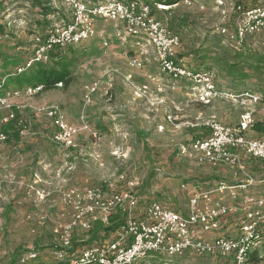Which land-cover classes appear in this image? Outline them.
<instances>
[{"label":"rangeland","instance_id":"374dc122","mask_svg":"<svg viewBox=\"0 0 264 264\" xmlns=\"http://www.w3.org/2000/svg\"><path fill=\"white\" fill-rule=\"evenodd\" d=\"M41 1L42 7L49 8L47 15H43L42 9L32 5L30 0H0V97L10 92L11 111L24 124L23 133L15 143H0V264H12L17 249L20 252L35 250L41 261L52 262L51 246H57L52 230L69 218V210L60 192L83 187L120 190L124 187L116 181L120 173L137 179L134 188L136 214H141L150 201H159L170 209L186 212L188 196L186 192L177 193L178 183L189 182V187L201 190L212 189L216 183L211 179L214 169L178 154L180 145L197 139L189 131L190 124H201L200 128H205L204 123L212 119L217 121L220 113L228 119L234 118L232 108L225 114L221 109L215 114L213 107L202 109L179 91L166 87L157 89L147 74L163 84H167L168 79L158 74L151 47L144 49L148 62L143 70L128 68L127 51L135 48L131 47L130 40L121 42L115 38L117 27L111 22L99 23L108 36L106 49L93 41L53 52L66 58L70 73L67 86L63 84L61 88L25 95V85L13 75L31 57L34 35H42L49 25L61 19L68 21L71 16L64 0ZM142 1L152 3L151 0ZM187 1L189 5L178 0L176 8L158 14L169 19L170 27L181 38L177 56L183 57L190 68L214 70L218 88L248 91L264 99V69L253 71L245 66L235 68L230 65L238 49L214 31L220 21V8L214 0ZM223 1L246 7L264 2ZM229 15L231 32L233 18L230 9ZM242 48L264 57V29L248 37ZM54 61L49 58L43 63L44 68L49 69ZM128 75L131 76L129 80L125 79ZM96 80H100L99 89L91 103L85 104L84 87ZM146 83L150 90V111L147 101H135V98L146 100L147 90L142 89ZM15 92L18 94L14 95ZM157 97H163L168 103L170 115L176 118L171 123L164 120L161 108L155 110L152 107V100ZM53 105L60 108L68 125L80 131L76 138L80 150L56 148L58 144L50 138V131L53 134L56 129L41 110ZM159 125L163 126L162 131L158 130ZM37 173L46 183L38 184V178L34 176ZM250 174L256 181L250 193L264 196V171L256 173L250 167ZM207 178L210 180L202 185ZM36 191L43 196H38ZM99 224L98 219L92 220L90 230ZM89 236L90 231L77 230L73 234V238L80 241ZM101 237L99 234L97 238L102 243L114 239L113 234ZM261 252L264 255V246ZM152 255L155 258L149 257L140 264H179L181 261L157 253ZM205 261L192 260L194 264Z\"/></svg>","mask_w":264,"mask_h":264},{"label":"built area","instance_id":"2783aa9c","mask_svg":"<svg viewBox=\"0 0 264 264\" xmlns=\"http://www.w3.org/2000/svg\"><path fill=\"white\" fill-rule=\"evenodd\" d=\"M183 1L190 4L187 0ZM64 2L71 11L69 20L61 19L45 28L42 35H34L32 55L17 68L15 75L22 74L35 63L47 62L50 52L54 50L62 51L67 47L93 41L106 49L108 36L99 27V23L111 22L117 27L115 37L121 42L130 40L131 47L135 48L127 51L128 68L143 70L148 62L144 49H153L158 74L168 79L167 84H163L156 77L147 74V78L157 89L166 87L174 91L181 88L187 97L206 106L214 100L235 103L243 98L250 105L258 104L259 109L257 116L254 112H245L233 125L209 120L204 123L208 130L205 137L179 146L180 157L212 169L228 168L239 177L233 184L216 181L214 188L208 190L180 183L179 188L188 196L186 212L175 211L158 201H150L141 214H136L134 188L137 186V179H127L124 173L117 176V181L124 183V189L107 191L100 187H86L61 191L64 205L69 210V218L52 230L57 249L51 252L55 263L49 264H140L149 257L155 258L152 255L154 253L175 257L181 260L179 264H194V259L206 260L201 264H264L261 252L264 246V196L249 193L256 182L250 174L249 164L252 160L264 162V135L256 138L248 135L256 122H264L262 98L248 92L237 95L220 89L215 84L214 70L190 69L183 58L177 56L181 46L180 37L169 28V19L158 14L176 8L178 1L172 5L154 3L152 6L142 0ZM214 2L220 8V21L214 26V31L225 37L233 48L239 49L247 37L264 29V5L242 9L223 0ZM229 9L234 15L231 32L228 28ZM125 79L129 80L131 76L128 75ZM99 85L100 80H96L84 87L85 104L91 103ZM61 87V82L56 84V88ZM42 88L41 85L25 87L24 94L33 96L40 93ZM142 89L147 90V87L143 86ZM17 94L18 92L14 93ZM9 96L10 92L0 97V143L7 139L2 128L15 118ZM41 110L56 129L52 140L60 146H73L80 131L68 125L60 108L53 105ZM166 119L169 122L173 120L170 116ZM158 128L162 130V127ZM92 136L95 137V133ZM36 194L43 196L38 191ZM224 196L237 204L223 203ZM117 208L124 209L126 217L120 228L113 233V240L72 250L75 231H89L90 222L95 219L107 225ZM237 213L241 214V220L233 234L222 232L226 220ZM205 235L214 236L206 238ZM37 257L38 253L30 250L21 256L19 263L26 264ZM253 257L258 261L253 262Z\"/></svg>","mask_w":264,"mask_h":264},{"label":"trees","instance_id":"16d2710c","mask_svg":"<svg viewBox=\"0 0 264 264\" xmlns=\"http://www.w3.org/2000/svg\"><path fill=\"white\" fill-rule=\"evenodd\" d=\"M32 2V5L38 6L42 9L43 15H47L49 13V8H44L42 7V1L41 0H30ZM152 3H148L151 6L154 3H160L163 5H172L178 0H151ZM260 5H264L263 3L260 4H255L249 7H246L240 3H234V6L236 7H241L242 9H247V8H253L257 7ZM232 18H234V15L232 14ZM169 24V22H168ZM47 28V27H46ZM169 28L172 30L169 24ZM1 31V30H0ZM173 31V30H172ZM174 32V31H173ZM254 36V35H253ZM250 37V36H249ZM248 38V37H247ZM246 38V39H247ZM245 39V40H246ZM181 40V38H180ZM245 42V41H244ZM243 42V44H244ZM243 44L241 47L236 50V53L234 54V59L231 62L230 65H235L234 67H240V66H245L248 67L249 69L253 71H261L264 69V57L258 56L255 53L242 48ZM58 50H54L50 52L49 58L54 59L53 66H51L49 69L44 68L43 63H35L33 64L29 69H27L25 72L19 75H13V77H17V81L21 84H24L25 87H36L38 85L43 86L42 91H48L50 89L56 88V84L61 82L62 85H68L70 83V78H69V71H68V64L66 63V58L64 56L59 55L58 53H53ZM61 52V51H59ZM183 58V57H182ZM187 66V65H186ZM190 68L189 66H187ZM196 71H200L201 69L199 68H190ZM205 71V70H202ZM238 92V91H237ZM240 93H242L240 91ZM259 123H255L252 126V129L255 131H264L263 128L258 126ZM24 124L21 118L15 116L13 120H11L9 123H7L3 128L2 132L7 136L6 142H12V141H17L19 139V131L24 130ZM213 179V178H212ZM184 183H189V182H184ZM159 202V201H158ZM126 217V211L122 208H117L114 213L110 216L109 222L107 225L99 224L97 227L92 228L90 231V236L87 240H75L74 238L72 239V250L78 249V248H83L90 246L93 243H102L100 240H98V235L102 234L101 238L108 237L111 234L115 233L120 226L122 225L124 219ZM91 229V228H90ZM87 231V232H89ZM51 252L57 248V246H51ZM20 249H17L14 254H13V261L11 262L12 264H20L19 259L21 256L28 252V251H22L20 252ZM50 252V254H51ZM253 262H257L258 259L253 257L252 258ZM51 262H46V261H41L39 257H37L34 260L29 261L26 264H49ZM52 263H55L53 260Z\"/></svg>","mask_w":264,"mask_h":264},{"label":"crops","instance_id":"0c3cea01","mask_svg":"<svg viewBox=\"0 0 264 264\" xmlns=\"http://www.w3.org/2000/svg\"><path fill=\"white\" fill-rule=\"evenodd\" d=\"M117 40H118V38L117 37H115ZM120 41V40H119ZM129 53H131V52H129ZM147 84V83H146ZM143 86H147V95L148 96H146V100H145V98L143 99V98H135V101H144V102H146V104H147V106H148V108H149V111H150V90H149V86H148V84L147 85H145V84H143ZM142 86V87H143ZM157 88V87H156ZM219 88L220 89H223V90H227V91H231V92H233V93H235V94H237V95H239V94H243V93H245V92H248V91H243L242 93H240V92H237V91H234L233 89H231V88H228V87H220L219 86ZM174 91H179V92H181L183 95H185L186 96V94L182 91V89L181 88H179L178 90H174ZM249 93V92H248ZM139 97V96H138ZM187 97V96H186ZM142 99V100H141ZM187 99H189L191 102H193L195 105H197V106H199L200 108H202V109H208V108H210V107H213L214 109H215V111H216V113L215 114H218V112L220 111V109L222 110V112H223V114H225V112L228 110V109H230V108H232L233 110H234V118H231V119H228L227 117H225L224 115H222V113H220L219 115H218V120L217 121H219L220 123H225V124H231L232 123V125L233 124H236L238 121H239V119H240V116L242 115V114H244L245 112H254L255 111V113H256V115H257V111H258V109H259V105L258 104H256V105H250L249 104V102L248 101H246V99H243V98H239L238 99V101L237 102H235V103H231V102H221V100H214L210 105H202L201 103H199V102H197L195 99H193V98H190V97H187ZM264 102V99H262V103ZM261 103V104H262ZM152 107L155 109V110H159L158 108H161V110H163V116H164V120L166 121V122H168V123H171V122H169L166 118H167V116H170L173 120L172 121H174V119H176L175 117H172L171 115H170V113H169V107H168V103L166 102V100L163 98V97H157V98H155V100H152ZM217 109H216V108ZM225 107H227V108H225ZM218 111V112H217ZM256 123H259V127H261V128H263L264 129V122H256ZM172 125H174V124H172ZM175 127H178L177 125H174ZM158 127H162V130H163V126L162 125H159ZM190 129H189V131H191L192 132V135L196 138H202V137H205L207 134H208V130L206 129V128H200L201 127V124L200 125H198V124H190ZM158 130H159V128H158ZM161 130V131H162ZM160 131V130H159ZM23 133V130H20L19 131V135L20 134H22ZM52 132L50 131V138L52 139ZM78 135H79V133L77 134V136L75 137V141H74V145L73 146H71V147H66V146H60V145H56V148L57 147H59V148H64L65 150H67V151H77V150H80V146L78 145V144H76V138L78 137ZM249 135V137H251V138H256V137H260V136H262V135H264V131H255V130H251V132L248 134ZM13 143H15V141H12ZM11 143V142H10ZM15 148V147H14ZM83 148V147H82ZM251 169L252 170H254L256 173L257 172H259V170H263L264 171V162H261V161H251ZM226 168H218V169H214L215 170V172H213V176L212 177H214L213 179H212V177H211V179L212 180H215V182L216 181H224V182H226V183H230V182H232L231 184H233V183H236L238 180H239V177L238 176H236V174H235V172L234 171H231V170H229V169H227V170H225ZM40 171L42 172L43 170H42V168H40ZM232 172V173H231ZM39 173H37V174H35L34 176L36 177V178H38V184L39 183H46V180H44L43 179V177H41V175L39 174ZM263 176V175H262ZM1 178V177H0ZM31 178V177H30ZM41 178V179H40ZM127 179H130V178H127ZM210 180V178H207V181H204V182H202L201 184L202 185H204L206 182H208L209 180ZM229 179V180H228ZM206 180V179H205ZM62 181H65V180H62ZM116 181H117V179H116ZM263 181H264V179H263ZM2 183V179H0V184ZM117 183H120V182H118L117 181ZM122 184H123V188L122 189H124L125 188V185H124V183L123 182H121ZM83 188H86V187H83ZM177 193L178 192H181L182 190L179 188V183L177 184ZM183 192V191H182ZM249 193H250V190H249ZM250 194H252V193H250ZM223 203H225V204H228V205H233V204H237V202H235V201H232V200H230L229 198H227V196H224V198H223ZM240 220H241V214L240 213H237L236 215H233V216H231V217H229L227 220H226V222H225V229L222 231V232H226V233H229V234H233V232L235 231V227H237L238 226V224H239V222H240ZM214 235H205L204 237H206V238H211V237H213ZM204 263V262H203ZM215 264H217V263H215Z\"/></svg>","mask_w":264,"mask_h":264}]
</instances>
